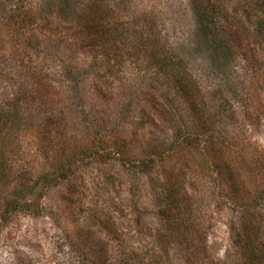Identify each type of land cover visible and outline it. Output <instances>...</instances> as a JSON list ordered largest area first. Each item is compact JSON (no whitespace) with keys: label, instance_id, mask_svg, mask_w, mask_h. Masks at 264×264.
I'll return each mask as SVG.
<instances>
[{"label":"rangeland","instance_id":"1","mask_svg":"<svg viewBox=\"0 0 264 264\" xmlns=\"http://www.w3.org/2000/svg\"><path fill=\"white\" fill-rule=\"evenodd\" d=\"M68 1L62 17L54 0H0V264H243L253 245L264 254L254 0ZM87 10L99 18L85 33L73 21ZM213 35L230 56L216 54ZM175 71L224 146L182 144L197 118ZM155 167L170 190L153 182Z\"/></svg>","mask_w":264,"mask_h":264},{"label":"trees","instance_id":"2","mask_svg":"<svg viewBox=\"0 0 264 264\" xmlns=\"http://www.w3.org/2000/svg\"><path fill=\"white\" fill-rule=\"evenodd\" d=\"M57 6L56 11L58 12L57 15H61L62 17H65L67 15H69L68 13H70L69 11V1L68 0H54V3ZM197 9H196V15L198 18L200 17V13L197 11L198 8H202L203 5H200L197 3V5H194ZM252 11H253V15L254 19L256 21L255 23V27L254 29H257V31L260 32V39L261 42L264 45V0H254L253 4L249 5ZM204 8V7H203ZM87 14L86 17H83V19H75L73 21V27L75 25V23H78L75 27H77V30H84L86 33V29H90V27L92 26V24L97 23V21H95L94 19H98L99 15H97V17H93V15L89 12V10L85 11ZM45 16V14H43ZM41 15H39L40 17ZM38 17V18H39ZM29 18V17H28ZM94 18V19H93ZM212 19V18H211ZM46 20L43 19V17L38 21L39 24H41L42 26L44 25V22ZM75 22V23H74ZM210 22L211 20L210 18L206 20V23ZM99 24V22H98ZM206 29H208V25H205ZM103 37V32L99 33V39L101 40V38ZM104 39V37H103ZM209 42L213 45H211L212 49L215 50L216 54L219 56V54L221 55V57H228L230 56V47L229 45H227L224 41L223 38H218L217 35H213L211 36V38L209 39ZM209 46V45H208ZM253 46V45H252ZM248 50V49H246ZM246 53V51H245ZM243 53V54H245ZM247 56V55H246ZM246 56H240L239 58H243V62H241L242 64H244L246 62ZM175 75L178 77L176 79H174L173 82V86L174 89H176L177 91L181 92L182 97L184 98V102L186 103L187 107L189 110H191L192 115H195L197 118V123H195L196 125L194 126L197 128V130H195L196 132H194V129L189 130V132H186L182 135V144L185 146H189V147H200L202 145V149L201 150H207L210 148V146H212V144H221L224 146V144H226L227 142V138H222L221 135H217V132L214 133L212 125L210 122H208L209 120L206 119V117L201 116V110L202 107L200 105V103L198 102V100H196V98H192L188 96L187 90H186V83L183 81V78L181 77V75H179L178 71H175ZM145 120L147 121L148 119V115L144 116ZM199 121V124H198ZM148 122V121H147ZM212 130V131H211ZM206 134V136H204ZM234 136V135H233ZM232 136V137H233ZM175 144L176 146H178V143L175 139ZM174 144V141L171 142L168 146V149H176V146ZM173 146V147H172ZM160 147L159 143H155V145L153 146L154 150L156 151L157 148ZM167 149V150H168ZM149 159L152 160V156L149 157ZM150 160V161H151ZM148 161V160H147ZM145 161V162H147ZM141 163L143 165H145L144 160L141 161ZM150 167V166H149ZM164 170V168L160 167V168H154V170L150 173L152 175V180L153 182H156L157 185H166V189H171V178H170V174H168L167 178H166V183H162V173L161 171ZM150 176V175H148ZM168 186V187H167ZM175 210L177 211V208H175ZM115 235V234H114ZM239 235V233H238ZM240 237V235H239ZM246 249V248H245ZM244 249V250H245ZM123 254H119V260H122L123 262L127 261L128 259L127 257L124 255V249H122ZM194 253L195 251H188L187 257H194ZM241 256L243 258L244 263L243 264H263L264 262V254L263 251H261V246H256L253 245V247L251 248H247L245 251L241 252ZM241 258V259H242ZM257 261V262H256ZM187 264H203V262H195L193 260H189Z\"/></svg>","mask_w":264,"mask_h":264}]
</instances>
